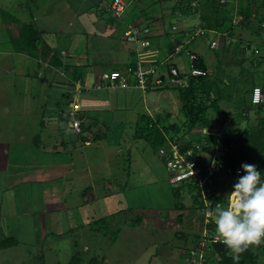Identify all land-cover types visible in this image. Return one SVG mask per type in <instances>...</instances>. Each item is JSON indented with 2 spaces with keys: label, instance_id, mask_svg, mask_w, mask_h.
<instances>
[{
  "label": "rangeland",
  "instance_id": "rangeland-1",
  "mask_svg": "<svg viewBox=\"0 0 264 264\" xmlns=\"http://www.w3.org/2000/svg\"><path fill=\"white\" fill-rule=\"evenodd\" d=\"M113 1L0 0V157L2 147L11 145L10 162L17 156L16 162L25 168L16 169L13 174L12 168L9 172L0 170V240L7 236L17 238L16 246L0 248V264H69L76 253L82 257L81 264H90L92 259L98 260L96 264H193L181 255L196 246L191 242L204 228L199 215L190 214L191 193L185 189L181 199L174 198L166 161L145 139L136 137L137 123L143 114H170V123L184 122L178 91L145 93L135 89H99L94 85L105 62L109 67L137 62L138 50L148 59L162 60L164 55L162 49H156L160 38L147 41L145 36L149 43L145 49L128 42L124 21L110 7ZM125 1L128 8L124 19H137L135 23H141L147 32L153 28V20H163L164 36L170 38L181 35L189 21L198 26L200 13L206 12L182 17L173 15L178 0ZM28 11L38 15L34 23L46 31L45 40L68 53L64 57L66 63L92 65L84 85H71L62 70L14 51L8 29L17 35L20 25L12 20L28 21ZM256 11L259 12L254 8ZM233 12L229 14L237 26L240 17L236 10ZM80 13L77 20L75 16ZM99 20L112 22L116 31L105 30V37L98 28ZM172 25H178L176 32ZM223 38L215 47L221 50L230 42L223 52L224 60L240 75L237 101L243 98L250 83L264 85V34L257 36L251 29L239 26L235 37L226 42ZM203 50L210 56V65L214 63L213 51ZM224 108L231 112L226 123L230 129L241 113L235 104ZM64 114H69L70 122L62 120ZM78 114L82 119H78L80 125L76 127ZM259 115L258 112L257 117L264 119V109ZM83 123L92 126L93 132L109 129L108 139L85 143ZM242 123L238 134L245 128L243 120ZM200 139L201 136H193L195 142ZM208 142L213 144L210 139ZM215 144L214 154L220 153L221 140ZM59 164L64 165L60 169L67 168L69 175L59 168L44 169ZM21 171L27 173L20 176ZM59 176L67 179L53 181ZM90 187L93 193L83 197ZM226 187L227 192H221L228 198L232 186ZM66 194L69 199L64 207L60 198ZM177 202L186 209L176 208ZM121 209L125 211L113 214ZM180 214L183 221L178 219ZM104 217L108 222L106 235L104 230L95 231L99 224L90 223ZM178 234L187 235L188 239L179 238ZM253 249L259 254L258 264H264V241Z\"/></svg>",
  "mask_w": 264,
  "mask_h": 264
},
{
  "label": "trees",
  "instance_id": "trees-1",
  "mask_svg": "<svg viewBox=\"0 0 264 264\" xmlns=\"http://www.w3.org/2000/svg\"><path fill=\"white\" fill-rule=\"evenodd\" d=\"M194 3H196L195 6ZM237 6L238 8H236ZM254 8L255 10H259V12H253ZM232 10H236V15L240 17L237 26L234 25L233 15L229 14V12H231V14H234V12L232 13ZM200 11L206 12L200 13L201 23L198 26H194L193 29H201L204 30L205 33L203 35H196V32L192 31L193 29H184L182 30L181 35L176 37V40H174V45L170 44L169 47L171 48L170 55H174L176 49L182 46V49L178 56H182L184 61H186V63L188 64L186 70L183 71L178 65H176L174 57L173 60L171 59L167 64L165 63V67L167 69L171 66L177 68L180 72L179 77L182 79L186 77L185 73H189L193 67L204 71L205 75L195 77L191 76L186 79L184 83H180L178 85H171L165 80L162 85L154 86L151 84L153 75H149L148 81L149 86L147 92H152L156 90L178 91L179 98L182 102L181 110L183 115L185 116L184 122L181 124L170 123V119L172 118L170 114H167L166 116L157 114L155 117H152L149 114H143L140 115L139 121L137 123L136 137L145 139L150 144L152 149L155 150L157 154H159L161 149L166 148V145H168L169 140L178 141L179 143L182 142L183 146H186L188 148L192 147L195 143V141L193 140V136H200V132H202L204 129H208L210 130V132L214 131L215 133L212 132L213 136H210L209 138L213 141V144L206 150H212L213 147L216 146L215 142L221 140V150L224 151L223 158L224 160L228 161L229 165L233 168L236 173L233 178V184L236 182L238 175L243 174L241 164L244 162L256 165L257 169L262 172V178H264V119L261 118L258 121L257 125H247L246 128L240 134H238L237 132L238 127L242 124V120L245 121L248 119V115H246L248 113H246V111H248V108L251 105L257 106L258 108L264 107V98L263 102L260 104L255 105L252 102L253 91L258 86H252L253 88L251 92V101H248V99L246 98L247 92L245 90L244 93H242L243 98L235 101L234 104L239 107L238 110L241 113L240 117L238 118V122L232 124L230 129L226 128L224 130H220L221 127L219 126V124H217L216 119L218 122H220L222 121V119H225L226 117L228 118L231 115V113H225V111L220 108L219 103L221 101V96L215 91L217 90L218 92L223 93V90H221V85H224L223 79L218 80V78H214L213 73H210L209 67L206 64V61L203 56L190 47L195 39H204L211 33L220 34L221 37L224 38L235 37V30L239 26L251 29L253 33L257 36L263 35L264 0L261 2H259V0H238L237 5L235 4V0H178L176 3V8L173 11V15L178 14L179 16L187 17L193 14H199ZM124 16L121 19L124 21L123 23L125 25V28L127 27L128 29V27H133L140 29L141 34L144 37L146 36L147 41L151 38H154L153 36H150L149 33L151 28L148 30V33H144L146 27L143 28L141 23H135L137 22V19H135L136 21H127L126 18L124 19ZM252 17L255 20H252ZM12 21L17 22L20 25L17 35L12 33L10 29H8V32H10L11 35L10 42L15 52L25 54L36 60L44 61V63L48 64L56 70H62L63 73L68 76V83H70L71 85L75 86L77 83H82V85L85 84L87 79L86 73H88V71L92 68V65H78L66 63L61 51H56L49 45L47 40H45L46 31L39 29L34 23V20H25L22 22L21 20H17L16 18H14V20ZM153 21L156 22L157 20ZM187 37H189L190 40L187 44H184L183 40ZM157 48H160V42ZM104 65L105 66H103L102 64L103 72H97L96 74L97 78H99L96 84L101 83L100 77L104 72L127 71L128 69H137V62L127 63L124 67H109V65L106 63ZM131 83H136V81ZM96 84L94 85L96 86ZM83 90L88 91L85 88ZM261 90L262 94L264 95V87H262ZM212 113L216 114V119L215 116L212 115ZM71 119L72 118L69 116V114H64V116L62 117V120H64L65 122H70ZM78 119H82V116L80 117L79 114L76 116V120ZM81 127L83 132L82 141H84L85 143L99 142L101 140L108 139L109 129L107 131L106 129L102 128L96 132H93L92 126H88L85 123L81 124ZM197 129H199L200 131H198V134H195V132L193 131ZM198 141H202V139ZM226 147H228V150H225ZM169 153L171 154V152ZM238 169H241V172L238 173ZM225 175L226 171L220 172L219 178L222 179H216L215 181L216 187L214 188V197H209V201L212 202V209L218 203L221 205H226L228 203V198H225L222 195L220 197H216V194L218 195L219 191L227 192V180ZM233 184L231 186H233ZM88 189L92 191L86 190L87 193L85 192L83 194V197H88L90 192L93 193V189L91 187ZM185 189L189 190L192 196L191 198L193 200V205L191 206L192 212L190 214L193 213L194 215H199L198 220L200 221V225L203 224L202 229L208 227V229L212 231V233H215V225L212 220L209 222V224H205L206 217L204 212L208 210V206L203 200L201 193L197 192L196 186L194 184H184L179 187H174V198L176 200L181 199L182 191ZM230 191H232V188H230ZM175 207L178 209H186V206L182 202H177L175 204ZM124 211L125 209H121L113 214H121ZM178 219L179 221H183V214H180L178 216ZM138 220H140V218ZM90 223L91 225L99 224L100 228L96 227L95 231L102 232V230H104V234H107V217L100 218ZM101 225H105L103 227L106 228L101 227ZM198 234L191 242L192 245L198 244L199 239L202 236L201 234ZM178 237L186 240L188 239V236L183 234H178ZM16 245L17 238L14 236H7L0 240L1 249H8ZM255 245L256 244L250 245L243 252L234 253L225 244H223L222 241L217 243H211L208 247V252L205 254L206 256L204 258V264H213L214 261H216V264H258L259 254H257L253 249ZM191 248H193V246H191ZM191 248L188 249L186 254L181 255L182 259H192L190 255ZM198 259L199 257H197V260ZM82 261L83 260L81 255L79 253H76L72 257L69 264H81ZM96 262H98V260L92 259V261H90V264H96Z\"/></svg>",
  "mask_w": 264,
  "mask_h": 264
},
{
  "label": "built area",
  "instance_id": "built-area-1",
  "mask_svg": "<svg viewBox=\"0 0 264 264\" xmlns=\"http://www.w3.org/2000/svg\"><path fill=\"white\" fill-rule=\"evenodd\" d=\"M195 5L196 3H194V6ZM127 7V2L125 0H114L111 9L117 18H123ZM174 30H177V28L174 27ZM198 30L199 31L195 33L196 35H203L205 33L204 30ZM144 33L148 32L144 31ZM125 36L127 37L128 42H136L139 46L141 45L142 49L147 48L149 44L141 34V30L138 28L128 27ZM215 45L216 42H213L212 47H215ZM181 49L182 46L178 47L174 55H171V57H177ZM141 54L140 50H138L136 70L128 69L127 71L104 72L100 77L101 83L96 84V87L99 89L106 88L115 90L137 89L146 93L149 86V75H153L151 84L154 86L162 85L165 80L171 85H178L184 83V81L191 76L205 75L204 71L193 67L189 73H185L186 77L182 79L179 77L180 72L177 68L171 66L167 69L165 67V63L167 64L171 58L158 64L154 62V60H150L147 56L144 57ZM135 81L136 83H131ZM252 97L253 104L256 105L262 103L264 95L262 94L261 88H255ZM74 123H76V127L80 125L76 119L74 120ZM80 132L81 130L79 128L78 133ZM212 134L213 133L210 132V130L204 129L199 134L202 137V141L195 142L190 148L183 146L182 142L179 143L178 141L169 140L166 148L161 149L159 153L160 157L166 161V166L170 174V184L175 187L184 184H194L197 192L201 193L203 200L208 206V210L212 209V202L209 201V197H214L213 193L214 188L216 187L215 181L216 179H222L219 178V173L226 171V185L233 184V178L236 174L228 161L224 160L223 150H219L220 153L216 154H214V149L210 151L206 150L212 145V143H207L209 137L213 136ZM215 148H217V146H215ZM225 150H228V147H226ZM169 152H171V154ZM221 195L222 192L219 191V194H216V197H220ZM208 210L204 212L206 225L211 221V218L206 215ZM220 241L221 238L216 232L212 233L208 227L204 228L198 244L191 248L190 255L192 259L189 261L193 264H204L205 254L207 253L209 245ZM197 257H199L198 260Z\"/></svg>",
  "mask_w": 264,
  "mask_h": 264
},
{
  "label": "crops",
  "instance_id": "crops-1",
  "mask_svg": "<svg viewBox=\"0 0 264 264\" xmlns=\"http://www.w3.org/2000/svg\"><path fill=\"white\" fill-rule=\"evenodd\" d=\"M32 1H34V0H32ZM37 6V5H36ZM37 8H38V6H37ZM81 14L82 13H80V14H78V15H76L75 17L77 18V20H79V16H81ZM28 15H29V20H34V21H36V20H38L37 18H38V15L37 14H35V12H33L32 11V14H31V11H29L28 12ZM100 21V20H99ZM92 22V21H91ZM106 24H107V27H106V32L107 33H112V31L113 30H115V28H114V26L112 25V22H105ZM201 23V22H200ZM154 25H153V28H151L150 29V31H149V33H150V36H153L154 38H162V37H165L166 38V40L164 41V42H162V41H160V39L158 40V42H160V48L159 49H161L162 48V50L164 51V55H163V58H162V60H160L159 61V59H150V60H154V62H156V63H162V62H164L165 60H167L168 58H171L172 60H173V58L171 57V55H170V49L171 48H169L170 47V44H172V45H174V40H176V37L175 36H171V38L170 37H166V36H164V34H165V26H164V23H163V21L162 20H159V21H156V22H154L153 23ZM187 25H185L183 28L184 29H190V30H192L193 28H194V26H196V24L195 23H193V22H188V23H186ZM200 25V24H199ZM174 27H176V28H179L178 27V25H174L173 27H172V30L174 31V32H176L177 30H174ZM42 30V29H41ZM183 30V29H182ZM45 31V30H44ZM116 31V30H115ZM102 32V31H101ZM106 32H102V35H104L105 37H107L108 35L106 34ZM188 34V33H187ZM111 37V36H110ZM219 38H223V37H221V35L220 34H217V33H211L209 36H207L206 38H204V39H195L193 42H192V44H191V48H193L195 51H197V53H200L202 56H203V58L205 59V61H206V64L208 65V67H209V70H210V73H213V76H214V78H218V80L219 79H223V82H224V85H221V90H223V93H221V92H218L217 90H215L216 92H217V94H220V96H221V101H220V103H219V106H220V108L223 110V111H225V113L227 112V113H231V112H228L229 110H225L226 108H224L226 105H233L234 103H235V94L238 92V90H239V88H238V82H240V75H239V72L236 74L235 72H236V69H235V67H233L230 63L228 64V62H226L224 59H225V52H223L224 50H226L227 48H228V45H230L229 43H227V46L224 44L223 45V48L221 49V50H218V47H214V48H212V46H211V44L213 43V42H218V40H219ZM233 38V37H232ZM174 39V40H173ZM186 38H184V44H187L189 41L188 40H185ZM224 39V42H226V41H228L229 39H230V37H228V38H223ZM49 43V42H48ZM49 45L53 48V49H57V50H60L61 51V53H62V55H63V57H68V53L65 51V50H63V49H61V48H57L54 44L53 45H51L50 43H49ZM231 47V46H230ZM204 48H209L211 51H213V55L211 54V62L213 61V60H215V62L214 63H211V65H210V63L208 62V60L210 59V56H209V54L206 52V51H204L203 49ZM156 49H158V48H156ZM202 49V50H201ZM228 54V53H227ZM227 54H226V56H227ZM25 55V54H24ZM27 56V55H26ZM223 56H224V58H223ZM213 57H215V58H213ZM170 59V60H171ZM175 60V63H176V65H178L183 71H185L186 70V68H187V63H186V61H184V59H183V57L182 56H177V57H175L174 58ZM106 63V62H105ZM106 64H108V63H106ZM91 65V64H90ZM109 65V64H108ZM126 64H124V65H120L121 67L123 66H125ZM164 66V65H163ZM54 69V68H53ZM55 70V69H54ZM90 72H91V70H90ZM90 72H89V74H90ZM100 72H103L102 70L100 71ZM95 77L94 76H92V80L94 79ZM96 78H97V76H96ZM247 84H249V82L247 83ZM237 85V86H236ZM249 86V87H248ZM252 86H258V87H264V85H261V83H250V85H247V87L245 88V91L247 92V99H248V101H251V92H252ZM215 89V88H214ZM127 90H129V89H127ZM135 90H137V89H135ZM215 93V92H214ZM263 105H264V103H263ZM250 106V105H249ZM263 109L264 108H258L257 106H253V105H251L249 108H248V111H246V113H248V114H246V115H248V119L247 120H245L244 122H245V128H246V126L247 125H257V124H253V122H255V123H258V121L261 119H259L258 117H257V115H258V112H259V114L261 115V113H262V111H263ZM259 115V116H260ZM229 118V117H228ZM228 118L226 117V120H224V119H222V121H220V122H217V119H216V122H217V124H219V126L221 127L220 128V130H224V129H226V123H227V121H228ZM222 122V123H221ZM243 124V123H242ZM232 125V124H231ZM244 128V129H245ZM239 129V128H238ZM3 149H4V151H3V153H2V156L0 157V170L1 171H5V170H8V172L10 171V169L12 168V172L10 173V174H13V173H15V170L16 169H23V170H25V168H22L21 167V165L19 164V163H17L16 162V160H19V158L17 157V156H14V161L12 160V163L10 162V157H11V150H12V148H13V146H11V145H8V147H2ZM16 157V158H15ZM15 165H17V167H15ZM52 165V164H51ZM50 165V166H51ZM45 167L44 169H51V170H55V169H58L59 168V170H63V173H66L67 171H66V167L64 168V169H60V168H62L64 165L63 164H59L58 166L56 165V166H54V168L53 167ZM13 169H14V171H13ZM39 169V168H38ZM32 170H34V169H32ZM43 170V169H42ZM28 171V170H27ZM27 171H21L20 172V176L21 175H24L25 173H27ZM28 173H30V171L28 172ZM44 173V172H43ZM66 174H68V173H66ZM65 174V175H66ZM69 175V174H68ZM26 176V175H25ZM67 176V175H66ZM60 180V179H67V177H63V176H59V177H56V178H54V180L53 181H56V180ZM40 180V179H39ZM23 181H25L24 179H23ZM29 183V182H28ZM28 183H26V184H28ZM17 185H18V183H17ZM63 186H65V184L63 183ZM52 190H55V188H53ZM62 191V190H61ZM68 194H66V195H64L62 198H60V201H63V203H64V207H65V204H67V202H68V199H69V197L67 196ZM63 203H61V205H63ZM44 205L45 204H43V207H44ZM46 205H50V204H46ZM66 209V208H65ZM64 209V210H65Z\"/></svg>",
  "mask_w": 264,
  "mask_h": 264
},
{
  "label": "clouds",
  "instance_id": "clouds-1",
  "mask_svg": "<svg viewBox=\"0 0 264 264\" xmlns=\"http://www.w3.org/2000/svg\"><path fill=\"white\" fill-rule=\"evenodd\" d=\"M241 169L243 174L227 195L228 203H218L206 212L222 243L234 253L264 241V178L254 164L244 162Z\"/></svg>",
  "mask_w": 264,
  "mask_h": 264
},
{
  "label": "water",
  "instance_id": "water-1",
  "mask_svg": "<svg viewBox=\"0 0 264 264\" xmlns=\"http://www.w3.org/2000/svg\"><path fill=\"white\" fill-rule=\"evenodd\" d=\"M106 27H107V24L103 21H99L98 22V28L99 30H101L102 32H105L106 30ZM192 82V81H191Z\"/></svg>",
  "mask_w": 264,
  "mask_h": 264
}]
</instances>
